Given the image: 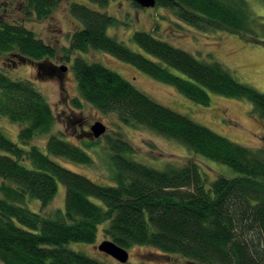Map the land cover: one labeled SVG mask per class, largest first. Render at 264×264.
I'll return each mask as SVG.
<instances>
[{
	"label": "trees",
	"instance_id": "trees-1",
	"mask_svg": "<svg viewBox=\"0 0 264 264\" xmlns=\"http://www.w3.org/2000/svg\"><path fill=\"white\" fill-rule=\"evenodd\" d=\"M111 1L75 0L68 7L81 24L65 50L78 86L73 107L87 103L103 115L117 116L125 126L150 131L227 165L238 176H220L208 186L196 162L155 169L135 160V147L121 136H108L113 182L99 184L58 161L93 167L99 140L89 136L80 145L55 133L57 115L35 83L14 80L0 68V120L21 126L20 144L0 129V261L109 264L72 248L76 243L96 244L105 225L106 237L120 247L151 248L162 259L136 264H264V148L230 141L82 55L109 54L203 106L210 105L211 94L247 100L261 119L264 93L239 82L220 62L201 60L150 32L132 35L140 50L112 37L108 31L120 20L107 12ZM22 2L27 21L49 19L60 3ZM156 8L171 11L179 22L199 31L226 30L246 43L264 45V22L246 0H157ZM7 55L39 64L55 59L57 51L24 19H0V57ZM40 139L44 145L36 144ZM60 184L66 188L65 209L45 216L42 210L55 200ZM31 201H39L42 210H31Z\"/></svg>",
	"mask_w": 264,
	"mask_h": 264
},
{
	"label": "rangeland",
	"instance_id": "rangeland-1",
	"mask_svg": "<svg viewBox=\"0 0 264 264\" xmlns=\"http://www.w3.org/2000/svg\"><path fill=\"white\" fill-rule=\"evenodd\" d=\"M54 14L45 21L33 19L27 21L22 12V0H0V19L11 22L22 21L37 36L55 47L57 57L42 63L7 55L0 57V68L14 80H30L45 96L57 115L55 133L63 134L69 141L82 144L81 140L89 138L91 127L96 122L103 123L106 134L99 138L95 148V164L88 168L58 159L65 167L84 174L99 184H111L113 172L109 161L106 137H122L132 144L137 153L138 162L164 170L169 164L182 166L188 161L196 162L210 186L220 176L235 178L238 174L229 166L195 155L184 145L156 135L147 130H135L123 125L115 115H103L91 105L84 103L83 108L73 107L72 102L79 96L77 81L71 70L72 62L65 61V50L69 48L71 35L80 28V23L71 15L69 5L75 0H59ZM253 14L264 22V0H246ZM107 12L120 20L119 26L111 27L109 35L124 42L134 50L140 48L131 42L135 32H150L158 39L166 41L176 48L185 50L195 57L209 61L216 60L223 64L241 83L248 84L264 93V45L246 43L241 36L226 30L199 31L177 20L174 14L163 8H136L131 0H112ZM78 54H73V60ZM90 62H100L116 71L133 83L139 90L163 106L189 117L230 141L250 149L264 148V119L253 114V105L247 100H237L211 94L209 106L197 104L180 94L174 87L161 83L138 71L133 66L123 63L109 54L91 51L86 55ZM41 66H65L64 80L49 77L45 71L39 75ZM21 126L8 119L0 120V129L13 142L20 144ZM44 145V139L36 141ZM2 154V151H0ZM93 154V153H91ZM66 188L59 185L55 200L44 210L39 201H31L28 207L45 216H54L57 211L65 209ZM105 225L101 226L98 240L94 245L84 243L72 244V248L105 261L117 264L118 261L101 252L98 246L110 239L104 234ZM129 251V262L136 264L142 260L161 261L158 252L151 248L134 247ZM0 264H3L0 261Z\"/></svg>",
	"mask_w": 264,
	"mask_h": 264
},
{
	"label": "water",
	"instance_id": "water-1",
	"mask_svg": "<svg viewBox=\"0 0 264 264\" xmlns=\"http://www.w3.org/2000/svg\"><path fill=\"white\" fill-rule=\"evenodd\" d=\"M133 3H136L141 7L142 9H150V8H155L157 5V0H131ZM23 59V58H21ZM25 60V59H23ZM48 69H50V76L54 77L56 75V68L53 65L47 66ZM60 71L62 73H66L68 71V68L65 66L60 67ZM107 128L106 126L101 123V122H96L92 127H91V132L89 136L93 139H99L102 136L106 134ZM98 249L111 256L121 264H126L129 262L130 259V254L127 249H124L117 245L113 241H105L101 245L98 246Z\"/></svg>",
	"mask_w": 264,
	"mask_h": 264
},
{
	"label": "flooded vegetation",
	"instance_id": "flooded-vegetation-1",
	"mask_svg": "<svg viewBox=\"0 0 264 264\" xmlns=\"http://www.w3.org/2000/svg\"><path fill=\"white\" fill-rule=\"evenodd\" d=\"M54 66V65H53ZM56 69V75L54 76V77H56V78H58L60 81H63L64 80V73H62L61 71H60V67H57V66H54ZM40 69H41V71H39V75H42L45 71H49L48 72V74H50V69H48L47 67H45V66H41L40 65ZM49 77H51L50 75H49ZM51 78H53V77H51Z\"/></svg>",
	"mask_w": 264,
	"mask_h": 264
},
{
	"label": "bare ground",
	"instance_id": "bare-ground-1",
	"mask_svg": "<svg viewBox=\"0 0 264 264\" xmlns=\"http://www.w3.org/2000/svg\"><path fill=\"white\" fill-rule=\"evenodd\" d=\"M118 263H120V262H118Z\"/></svg>",
	"mask_w": 264,
	"mask_h": 264
}]
</instances>
